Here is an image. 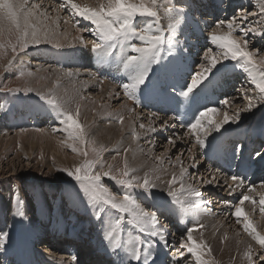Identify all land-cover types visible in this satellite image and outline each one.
Returning <instances> with one entry per match:
<instances>
[{"label":"rangeland","instance_id":"374dc122","mask_svg":"<svg viewBox=\"0 0 264 264\" xmlns=\"http://www.w3.org/2000/svg\"><path fill=\"white\" fill-rule=\"evenodd\" d=\"M36 1L37 0H34L33 2ZM29 2L32 1L29 0ZM45 2H43V0H39L40 4ZM56 2L61 3V0H56ZM174 2L178 6L180 4L189 5L192 9L191 15L194 14L196 18L194 19V22L190 21L187 26H184L182 33L177 36V39L181 41L179 42V45L177 46V49L173 53V55H166L161 65L154 66L153 74H151L150 76L152 85L149 86L140 95L139 102L134 104L131 100H129V102H131L130 104H134L133 114L135 115V117H141L139 118L136 125V130L138 131L143 130L139 127L141 123H143L144 125L149 123V121H147L148 118L145 116V114L152 108L153 101L159 100L162 97H166V99L180 97L177 93L184 85L190 83L191 76L194 72L200 71L197 65H199L200 63H204L205 65L207 64V62L203 61L202 59L204 51L206 49L211 48L214 52L221 51L220 49L216 48L215 45L211 44L209 39L210 32L213 30L215 22L218 20L227 21L233 15L239 16L238 9H240L241 7L248 10L250 8L249 11L253 10L254 6L257 3V0H221L220 6L223 8H220V10L214 8L215 6L212 7L211 5V9L207 10L208 5L206 4L207 9L204 11L202 8V6L204 7L205 5L203 0H174ZM247 3H249V6L247 5ZM53 4L56 7H58L59 5L56 3ZM230 5H232L233 8L229 7ZM56 7L51 6V9L49 10H52V8L54 9ZM225 8L227 10H225ZM63 10L64 12L60 10L62 13L49 11L50 15H54L53 18L59 21L58 28L60 29L58 30L56 28L55 33L56 30H58V33L60 35H65L64 31H66L67 29L70 32V37L68 38V40H71L74 38V36H78V34L76 35V28L78 27L75 26H82L79 28L92 27L90 25V22L85 21L86 24L89 25H83L80 22L84 21L82 18L79 17L80 21L77 22L78 17H71L67 9ZM66 19L69 21V23L67 24L64 23ZM248 19L249 21H256L257 17L250 16ZM161 23L162 25L166 26L167 22L165 20H162ZM237 23H240V21L238 20ZM217 31H222V34H227V25H221L220 29H218ZM237 31L238 33L234 32L236 33L234 36L236 39L240 40L241 44L243 43L244 39H250V43L248 46L249 49L251 50L253 48H259L262 50L260 53H258L257 58H259L260 55H264V39H261V37L258 36H252L251 34H249L248 37H245L242 33H239V30ZM81 35H83V37L87 41H91L92 39H94V37L91 36L90 32H82ZM79 44L80 43H78V45ZM80 45L76 48L70 47L73 48V50L67 49L68 47L56 48L54 47V44L49 43L32 45L25 51L20 52L15 57L12 65L8 66L6 71L0 69V232H7L9 234L8 242L5 245V248L3 250H0V264H14L15 256L18 258V260H24L19 262L18 264H40L44 263L42 256H44V254L46 253L45 257L48 258L46 260H49V258L51 257V254L49 253L52 252L54 255L59 254L61 257L68 256L67 259H70L75 257V255L68 254L69 243H73L75 244V246L79 244V247H76H78L77 249H81V251L83 252V257L80 260L82 264H91L92 254L96 255V253L94 252H97L99 254V251L105 248V245L102 244L103 241L101 240L102 235L100 227L94 220L91 210L81 202V199L79 198L75 190V182L72 181L65 172L61 171V169L73 168L76 165L80 164L83 157L73 153L70 148L61 143V141L65 140L66 133L62 131L53 133L51 131L53 127L59 129L63 126L58 123L55 112H53L47 105H45L36 94L37 92L47 93L49 90H54L59 97L67 98L71 93L79 92L80 95L84 97V99L80 101L81 107H83V110L80 109V122L88 128L89 133L94 138L96 136V131L101 127V124H104L102 126L106 127L107 124L102 122L103 120H107L106 116H103L101 118L98 115L99 118H97L94 115L92 124L90 126L88 122L85 121L89 120L87 117L89 113L92 112V105L97 103L98 105L96 106L98 111H101V107L108 105L107 102L100 103V99H98L100 88H105L104 91L107 90V86L104 87V83L112 88H116V90L118 89V93H121L122 91L118 87V85L122 81L117 82L115 80H117L116 76H125L123 71L118 69L115 63H101L97 59L95 54L91 52V44L87 45L85 48L84 45ZM79 52H83L84 56L86 55L87 58L84 57V59H81L78 56ZM8 55L9 57H11L10 50ZM36 61L39 62L41 66L33 65ZM224 62V60H221V63H219L217 66H220L219 68H223L224 65H228V68L224 71L216 72L212 75L211 81L208 84L209 86L207 85V87L204 88V90L212 88V97L210 96V98L207 100V106H205L203 110H200L201 112L207 108L216 109L220 122L223 121L225 113H227L229 116H232L240 110L239 108L241 106V109H243L244 106L248 105L249 101L245 99V96L254 97L255 95L251 91H242V89L251 87V85L246 81L243 84H240L238 82L232 83V81H228L229 84H226L223 76L229 79L233 75H235V72L238 73L243 71L238 67H234L235 62L233 61H230L229 63ZM0 64H7V60L0 61ZM84 67H90L89 73H80L78 77H76L78 75L76 74V76H67V78L64 75L63 71H60L62 69H70L74 72L76 68L83 69ZM21 70L32 71L33 75L31 77H26L25 79L27 80L28 84L30 83V81L35 79L32 85H28L32 87L34 91L25 94L23 91L9 92L5 90V86H7V88H23L25 86L24 79H16L17 74ZM57 78H59L58 87L56 86ZM109 79L112 80L109 82ZM81 80H85L86 85L81 84ZM235 90L238 92L237 94L233 93L235 92ZM194 91L197 92V90ZM213 95L215 96L213 97ZM193 96H196L198 99L199 97H207L209 95H205L204 93L199 92L197 95L190 94L191 99H193ZM117 98L121 99L118 100ZM113 99L118 100V102L114 103ZM113 99H111V103L109 102L112 105L109 106L110 108L108 107V111H106L105 113L106 115H109V113L111 115H115L116 109H119L120 105L126 103V99L122 93L119 94L118 97L115 96ZM225 99L229 101V103L226 105L222 103V101ZM68 107L74 109L75 105L69 104ZM23 108L27 109V111L25 112L30 114L28 115L29 117L25 116V118L24 116L22 117V115L17 117L19 114H21ZM41 110L44 111V114H46V119H44V121L40 120L43 113ZM241 113L243 114H240V119L238 122L232 123L230 121L231 125L229 126V128H225L226 124H224L221 128L220 132L222 131V129H225L223 131H225L226 133L223 132V137H226V139H221L222 137H219V139H216V141L218 140L217 142L214 139L213 144L215 143L214 146H216V144L219 143L222 147V150L224 151L229 150L226 149V145H230V150L232 149L231 153H233V151L237 149L239 141L242 142V140H245L246 137L248 138V136H252V140L257 139V144H253L252 147H250V151H248L247 153L249 155L247 160L250 164V169H248V174L246 176L237 171V168L240 165V162H237V159L232 163V167L228 169L229 171L222 168L227 172L219 173L218 170L214 168L215 165H212L214 164L212 160L204 161L205 156L208 154L205 148H203V151V149L197 147L198 151L201 154L203 152L202 155H200L199 152L196 153L195 151L191 152L190 154L188 152V149L192 148V150H194V147H192V139H182L181 133L185 131H182L181 133H179L178 131H174L172 130L171 125H165L162 123V121H159L158 125L154 126L158 131L156 136L159 137L157 138V146L154 150H152V145H148V143L144 140L135 141V144L138 142V144L141 146V150H143V153L145 154L144 157L152 165H161L162 168L176 170L180 166L179 162L176 160V156L180 155L184 166H187L189 168V174L191 175L193 182H195L198 177L207 179L210 176H216L218 180V183L213 182L210 185H200V189L203 193V196L199 198L202 201L201 206L207 214L210 213L212 214V216H214L211 219H215L212 220L215 221L214 224H210V222L208 224V222L206 223L205 220H201L200 222V219H198L197 222L199 223V225H203V227L195 226V221L191 220L192 218L190 216H188L189 218L185 216L182 222L178 221L177 217L181 216V214L178 210H174V206L169 207L165 204V201L170 199L166 195L164 196L163 194L154 191L153 197L142 199V203L145 206L159 210V220L163 218L166 213H172L170 218L166 222L167 225L164 224L162 226H159L164 232L168 243L167 246H165L163 243L160 244L158 242H155L153 252L156 255L155 264H185V260L188 261V264H194V261L191 259L190 255L185 250L179 249L181 238L183 237L186 239V234L190 228L197 229V232L194 231L192 234L195 240L203 241L211 247H214L212 246L213 244H209L212 234H214V236L221 241L224 239L222 237L223 234L233 235L238 238L239 244L241 246L242 242H245L246 240H248V246H253V243L249 241L252 239V237H250L243 231L242 225L236 223V218L234 216H231V213L232 211H234L233 206L238 203L242 194L251 195L252 198L256 201H259L260 196L264 194V189L259 187L262 180L254 181V178L256 177H253L254 175L252 176L253 170L251 169V167L255 165V161H253V158L257 155L255 153L258 152L262 147L263 149L260 153L264 151L263 130L259 131L258 129L259 121L264 119V104H260L258 107L252 109L251 111H243ZM128 114H132L131 110H126V115ZM197 115H199V113ZM210 115L211 113L209 114V116ZM209 116L207 117V119H210ZM54 118L57 122L55 121L54 124L49 125V120H53ZM21 119H25V122L27 120L29 121H27V123H20L22 121ZM207 119L205 123L207 122ZM151 120L156 121L157 119ZM164 125L167 128H165V130H160V128ZM242 125H244L243 128L240 127ZM151 126L153 127V125ZM180 126L181 123H176V127ZM37 129H41L42 131H37ZM143 132L144 135L145 133L151 134L147 130H144ZM186 133L183 138L186 137ZM213 133L217 136H219L220 134L219 132ZM252 133L254 135H252ZM128 134L130 138L133 137L132 132ZM165 134H168V136L164 137ZM170 137L174 138L175 141L181 140L185 142V145H169L168 139ZM21 139H27L25 144H23ZM96 142L98 145H104L99 143V141L97 140ZM30 144L33 145L29 146ZM245 144H247V140L245 141ZM104 146L108 149V151L104 152L103 154L105 164H112L114 169L122 168L125 158L123 150L124 146L122 147V144H119L118 142L116 143L115 147L112 146L111 148H108V146ZM127 146L132 148V146L130 145ZM118 148H121L122 150H119ZM185 151L186 153L184 156L183 153ZM161 153L165 154L163 163L156 161V159L154 160V158L159 156ZM226 153L228 154L229 152ZM236 155L238 156L237 150ZM188 156L195 157V160L193 161L192 157L185 160ZM56 157H58L59 160ZM113 157H115V159H113ZM61 158L69 159L72 161V163H60ZM128 162L129 164L135 165V162H130L129 160ZM188 162L189 166L187 165ZM193 162L196 165L195 167H191ZM145 164L148 165L147 162H145ZM176 165H178V167H176ZM152 168L155 169L154 167ZM138 172L139 171H137V173ZM225 173L228 175L226 177H223ZM235 174H240V176L243 177L245 187L237 188L235 192L230 193L228 184H231V181H228L229 183H226L225 179H227L228 176H232ZM157 176L159 177V179L156 180V183H164L162 178L166 177L161 174H157ZM259 177L263 179L264 175L260 174ZM104 182L108 186L112 187L113 190H116L114 181L105 179ZM208 185L211 190L206 191L205 187H207ZM248 186H255L256 191L253 193H248ZM233 187H235V185H233ZM17 195L19 196L20 200L23 201V208L26 213V218L23 219L15 216ZM225 201H227L228 203H224ZM250 204L252 203L246 201L244 205L247 207ZM253 206L259 209L258 204ZM46 208L49 209V214L47 215L49 219H51L50 222L46 216L39 217L45 212ZM254 210L255 209H250L251 212L255 213V216L250 213L251 216L249 214L250 217H248H256L250 220L255 225V227L257 226L256 228L258 232L264 233V220H260V217L262 215L260 214V211ZM38 217L39 221L33 223L30 229L26 230L27 237L25 238L30 241V243L32 242V246L35 248H38V246L44 244L48 246L50 245V249H41L42 251L40 250L39 254H32L33 252L31 251L24 254L23 259L21 256L17 255L19 253L18 249H11L13 247V242L18 243L16 238L14 240L12 239L15 236L13 232L23 230L22 228L26 227L25 223L29 222V220L35 221V219ZM217 225L220 232L218 229L214 231V228ZM89 229H92L91 234L90 232H88ZM213 231L216 233H214ZM57 232L60 234L51 236L53 233ZM75 235H80L82 238L73 237ZM25 238L21 234L18 235V240H23ZM83 238L85 240L81 244ZM9 239L12 240L10 241ZM54 240L55 242H52ZM66 240L68 242H66ZM90 241L92 243H90ZM82 245H84V247ZM97 247L100 250H98ZM59 248H64L66 250H64V252H61L59 251ZM252 249L253 259L254 261H256V264H264V261H259L256 259L258 256L264 254V251H262L261 249H256V247ZM55 250H57V252ZM181 251H184L183 258L179 255ZM106 255H108V259L104 258L106 257ZM100 256L101 257H99V262L97 264H113V259L111 258L112 255L104 253L100 254ZM3 257L7 259V262L4 261ZM207 258L211 261V264L238 263V261H236L234 257H230V260L232 259L231 261L229 260V258L226 259L224 257L223 246L221 244H218L216 246V250L212 251L210 257ZM94 263L95 262H93L92 264ZM242 264H248V262L242 261Z\"/></svg>","mask_w":264,"mask_h":264},{"label":"snow or ice","instance_id":"6c2138e0","mask_svg":"<svg viewBox=\"0 0 264 264\" xmlns=\"http://www.w3.org/2000/svg\"><path fill=\"white\" fill-rule=\"evenodd\" d=\"M63 9H67L71 17H80L90 22L92 27H78L77 31L90 32L94 39L87 41L82 35L74 39L85 47L90 43L91 52L101 63H115L118 69L123 71L125 79L118 87L123 96L134 104L139 102L140 95L152 85L150 76L153 74L154 66L161 65L166 55H173L179 45L177 36L190 21L194 22L191 7L185 4L178 6L174 0H104L98 7L81 6L74 0H61L53 11ZM238 12L239 16L233 15L227 21L215 22L209 39L211 44L221 51L214 52L211 48L206 49L202 59L207 64L197 65L200 71L194 72L190 83L184 85L177 94L184 99L189 98L195 89L209 79L214 69L220 72L228 68V65L217 68L221 60H230L235 62L234 67H238L246 74L248 83L251 85L250 88L242 89V91H251L255 95L254 97L245 96V99L249 101L248 105L232 116L225 113L222 122L207 119L210 113L217 111L214 108L199 112V115L195 116L193 122L187 126V134L192 138V147L205 148L208 137L213 132H220L223 125L230 121L238 122L242 111H251L260 104H264V55L257 58L262 50L259 48L250 50L248 47L250 39H244L241 44L233 36V33L239 30L245 37L251 34L264 39V0H257L251 11L241 7ZM250 16L257 17V20L249 21ZM162 20L167 22L166 26L162 25ZM238 20L240 23H237ZM64 23L67 24L69 21L66 19ZM225 24L228 28L227 34H217V30ZM58 27L59 21L54 19L48 10L42 9L40 3L30 4L29 0H0V61L7 60V64H0V69L6 71L15 57L32 45L49 43L54 44L56 48L62 47L59 41L53 40L56 34L55 29ZM9 50L11 57L8 55ZM60 71L68 77L75 75L70 69ZM32 75L31 70H21L16 79H24L25 86L23 88L5 86V90L23 91L25 94L33 92L34 89L28 86L25 79ZM36 94L55 112L58 123L63 126L59 129L53 128L51 131L66 133V138L61 143L70 148L73 153L83 157L80 164L73 168L61 169V171L75 182L77 195L91 210L94 220L100 227L106 250L110 255L117 257L113 264H155L153 255L155 242L159 241L167 246L168 241L159 227V210L145 206L142 199L153 197L154 189L158 187L156 180L159 177H154L148 172L143 176L137 175L138 170L131 167L127 160V152L131 150L130 148L124 150L125 158L122 168L114 169L112 164H105L103 154L108 149L104 145H98L88 128L80 122V101L84 97L79 92L74 97L67 98L59 97L54 90ZM115 95L118 97L119 93ZM222 103L226 105L229 101L225 99ZM69 104H74V109L68 107ZM152 116L156 114L152 113ZM117 122L123 125L124 116L118 115ZM139 127L145 129L146 126L141 123ZM37 131L42 130L37 129ZM147 131H156V128L151 126V119ZM132 138L138 140L139 136L134 132ZM168 144L174 145L175 139L170 137ZM191 151L192 149L189 148L190 154ZM257 155L260 154L257 153ZM164 156L165 154L161 153L155 159L163 163ZM192 159L194 161L195 157ZM176 160L180 165L179 173L173 174L167 182L166 196L170 199L166 200L165 204L169 207L174 206V210H178L181 215L193 211L199 212L202 204L199 198L203 196L200 185L218 183L217 177L210 176L207 179L198 177L193 182L189 168L184 166L180 155L176 156ZM195 166L193 162L191 167ZM105 179L114 181L116 190L108 186L104 182ZM227 181L232 182L228 184L230 193L235 192L237 188L245 187L244 179L238 175L228 176L225 182ZM176 185L179 187H175ZM259 187L264 189V181ZM255 191V186H248V193ZM246 201L253 205L258 204L260 214L264 216V194L260 196L259 201L254 200L251 195L242 194L231 213L236 218V223L242 225L243 231L264 249V235L257 231L245 213L243 205ZM15 216L21 219L26 218L23 201L18 195ZM196 230V228L188 230L186 239L181 238L179 249L185 250L194 264H211L207 258L211 254V248L205 242H198L193 238L192 234ZM8 236L7 232H0V250L5 248ZM179 255L183 258L184 251H181ZM243 257L248 264H256L251 246L246 248ZM256 259L264 261V254ZM185 264H188L187 260Z\"/></svg>","mask_w":264,"mask_h":264},{"label":"bare ground","instance_id":"6f19581e","mask_svg":"<svg viewBox=\"0 0 264 264\" xmlns=\"http://www.w3.org/2000/svg\"><path fill=\"white\" fill-rule=\"evenodd\" d=\"M32 2L34 1V0H31ZM46 1V2H45ZM204 1V3H205V5H204V7L202 6V8H203V11L204 10H206L207 8V10H210L211 9V6L212 7H214V8H217V9H219L220 10V8H223V7H221L220 6V1L221 0H203ZM209 1V2H208ZM231 1V0H230ZM32 2H30V3H32ZM43 2H45V3H42L41 4V8L42 9H46V10H48V12L50 11H53V8H52V10H49V9H51V6L53 7H56L53 3H56V4H60V3H58V2H56V0H43ZM74 2L75 3H77V4H79V5H81V6H87V7H98L99 6V4L100 3H102L103 2V0H78V1H76V0H74ZM227 2V1H226ZM243 2V1H242ZM35 3H39V0H37ZM212 3V4H211ZM208 6H207V5ZM186 5V4H185ZM211 5V6H210ZM247 5L249 6V3H247ZM206 6H207V8H206ZM226 7V6H225ZM227 7H228V5H227ZM229 7H231V8H233L232 7V5H230ZM57 8V7H56ZM224 10V9H223ZM225 10H227L226 8H225ZM249 10H250V8H249ZM63 12H64V10H62ZM191 11H192V9H191ZM56 13H62L61 11L59 12V11H55ZM199 12V11H198ZM52 16V15H51ZM52 17H54V15L52 16ZM192 17L195 19L196 17L194 16V14H192ZM198 19V18H197ZM206 19H208V18H206ZM78 21H80V18L78 17V20H77V22ZM83 25H89V24H86V22L85 21H80ZM198 22V21H197ZM208 22V21H207ZM226 25V24H225ZM187 26V25H186ZM242 26V25H241ZM75 27H82V26H80V25H77V26H75ZM65 28V27H64ZM58 30L60 29V28H57ZM77 29V28H76ZM58 30H56V34H55V36L53 37V40H55V41H59L63 46L62 47H60V48H67V49H72L73 50V48H76V47H79V45H78V43H79V41H77V40H75L74 38L73 39H71V40H68V38L70 37V32H69V30H67L66 29V31H64L65 33V35H60L59 33H58ZM77 31V30H76ZM222 32V31H221ZM221 32H218L217 31V34H220V35H223ZM58 33V34H57ZM76 33V32H75ZM236 33H238V31H236ZM236 33H233V36L236 34ZM240 33V32H239ZM81 35V32H78L77 31V33H76V35ZM83 36V35H82ZM74 37H76V36H74ZM234 38H235V36H234ZM238 40V39H237ZM181 41V40H180ZM179 41V42H180ZM239 42H240V40H238ZM68 43H70V44H68ZM67 44H68V46H67ZM69 45H74V46H69ZM88 45H90V44H88ZM53 46V45H52ZM81 46V45H80ZM70 47H73V48H70ZM83 47V46H82ZM84 48H85V46H84ZM75 52H76V50H75ZM62 53V52H61ZM197 53V52H196ZM35 54H37V53H35ZM42 54V53H41ZM58 55V54H57ZM78 56L81 58V59H84V57H86L87 58V56L85 55L84 56V54H83V52H79L78 53ZM77 56V57H78ZM177 61V60H176ZM230 62V60H227V61H225L224 63H229ZM83 63V62H82ZM33 65H37V66H41L40 65V63L39 62H34V64ZM220 66H217V68H219ZM90 68V67H89ZM88 67H84L83 69H80V68H76L75 70H74V72H75V75L74 76H76V74H78L76 77H78L79 76V74L80 73H89V71H90V69H89ZM157 71V70H156ZM94 73V72H93ZM214 73H216V70L214 69L213 70V73L209 76V79L208 80H206L205 82H203V84H201L200 85V87L198 88V89H195V90H197V92L196 91H194L192 94H195V95H197L199 92H202V93H204L205 95H209V96H207V97H199L198 99H197V97L195 96H193V99H191V97H189V98H187V99H184V98H182V97H177V98H169V99H166V97H162V98H160L159 100H155V101H153L152 103H153V106H152V108L145 114V116L148 118L147 119V121H150V119H157L156 121H152L151 120V125H153V127L155 126V125H158V122L159 121H162V123L163 124H165V125H171L172 126V130H174V131H178L179 133H181L182 131H185V132H183V133H181L182 134V139H188V140H191L192 138L190 137V135H188L187 133H186V131H187V126H188V124L189 123H191V122H193V120H194V117L195 116H197V114L200 112V110H203L204 109V107L205 106H207L206 104H207V100L210 98V96L212 97V88L211 89H205L204 90V88L205 87H207V85L210 83V81H211V77H212V75L214 74ZM234 73V72H233ZM114 74H115V72H114ZM238 74H240V75H238ZM103 75V74H102ZM66 76V75H65ZM219 76V75H218ZM67 77V76H66ZM114 77V76H113ZM117 78V80H115V79H113V80H115V81H117V82H123V80L125 79V77H123V76H121V77H118V76H116ZM68 78V77H67ZM110 78V77H109ZM223 78H224V80L226 81V84L228 85L229 83H228V81H232V83L233 82H235V83H240V84H243L245 81L248 83V81L246 80V75L243 73V72H235V75H233L231 78H225V76H223ZM155 79V78H154ZM112 79H109L108 81L110 82ZM35 81V79H33L32 81H30V83L28 84V85H32V83ZM36 81H38V80H36ZM82 81V83L81 84H83V85H86V81L85 80H81ZM80 84V85H81ZM105 84V85H104ZM103 85H104V87L105 86H107V90H105L104 91V89H102V88H100V92H99V96H98V99H100V103L102 102V103H108V105H105V106H103V107H101L102 109H101V111H98L97 110V106L96 105H98L97 103H95L94 105H92V112H90L89 113V115H88V119L89 120H86L85 122H88V124H89V126L92 124V121H93V118H94V115L97 117V118H99L98 117V115L102 118L103 116H106V119L107 120H103L102 122H104V123H106L107 125H106V127H104V126H102V125H104V124H101L100 126V128L96 131V136H95V138H96V140L97 141H99V143H101V144H104V145H106V146H108V148H111L112 146L113 147H115L116 146V143L118 142L119 144H122V147H123V150H125V149H129L130 147L129 146H127V145H130V146H132V148H130L131 150L130 151H128L127 152V160H129L130 162H135L134 164L135 165H133V164H129L131 167H133V168H136V169H138V175H140V176H143L146 172H148V173H150V174H152L154 177H158L157 176V174H161V175H163V176H165L166 178H162V180L164 181V183H157V185H158V187L156 188V189H154V191L155 192H157V193H160V194H163L164 196L166 195V189H167V182L171 179V176L173 175V174H178L179 173V168L178 169H176V170H173V169H168V168H162V166L161 165H159V166H155V165H152L150 162H148L147 161V159L144 157V151L143 150H141V146L138 144V142L135 144V141H142V140H144V141H146L147 143H148V145H152V150H154L155 149V147L157 146V143H156V141H158L157 140V138H159V137H157L156 135H157V133H158V131H157V129H156V131L155 132H150L151 134H146L145 133V135H144V130H147V127L148 126H146L145 127V129H143V130H140V131H138V130H136V125H137V123H138V120H139V118H141L140 116H137V117H135V115L133 114L134 112L132 111L133 110V108H134V104H130L131 102H129V100L128 99H126V103H124L123 105H120L119 106V109H116V111H115V115H106L105 113H106V111H108V107L109 106H111L112 104H110L111 103V99H113L116 95V93H118V89L116 90V88H112V87H110V86H108V85H106V83H104ZM73 86V85H72ZM114 86V85H113ZM183 86V85H182ZM209 86V85H208ZM217 86V85H216ZM82 87V86H81ZM86 87V86H85ZM77 89V88H76ZM169 90V89H168ZM74 91V90H73ZM76 91V90H75ZM98 91V90H97ZM104 91V92H103ZM77 93V92H76ZM76 93H71L70 94V96L69 97H74L75 96V94ZM122 93V92H121ZM121 93H119V94H121ZM233 93H238L236 90H235V92H233ZM159 94V93H158ZM164 94V93H163ZM154 95V94H153ZM156 95V94H155ZM215 95H213V97H214ZM174 97V96H173ZM142 98V97H141ZM159 98V97H158ZM97 99V100H98ZM118 99V98H117ZM121 99V98H120ZM120 99H118V100H120ZM97 100H96V102H97ZM118 100H114L113 99V101H114V103L115 102H118ZM110 102V103H109ZM120 102V101H119ZM110 104V105H109ZM212 104H214V103H212ZM148 105V104H147ZM162 106H164V107H162ZM246 106H244V108H245ZM110 108V107H109ZM126 108V109H125ZM143 108V107H142ZM242 108V106L239 108V109H241ZM81 109L83 110V107H81ZM144 109V108H143ZM30 110H32V109H30ZM126 110H131V115H126ZM256 110V109H255ZM25 111H27V109L25 108H23L22 109V112H21V114H19L17 117H19L20 115H22V117L24 116H28V115H30V114H28V113H26ZM42 111V110H41ZM221 111V110H220ZM43 113H42V117H41V121H44V119H46V114H44V111H42ZM243 112V111H242ZM103 113V114H102ZM152 113H155L156 114V116H152ZM33 114V113H32ZM105 114V115H104ZM241 114H243V113H241ZM52 115V114H51ZM118 115H122V116H124V123H123V125H121V124H119L118 122H117V118H118ZM25 117V118H26ZM29 117V116H28ZM210 117V119L211 120H213V121H216V122H220V120H219V118H218V112L216 111L215 113H211V115L209 116ZM22 121H25V119H21ZM55 118L53 119V120H49V125H52V124H54L55 123ZM146 121V122H147ZM57 122V121H56ZM166 122V123H165ZM43 123V122H42ZM140 123V122H139ZM176 123H181V126L180 127H176ZM174 124V125H173ZM118 125H120V126H118ZM145 125H149V123H147V124H145ZM162 126L161 128H160V130L162 129V130H165V128H167L166 126ZM231 125V123L229 122L228 124H226V126H225V128L227 127V128H229V126ZM233 126V125H232ZM236 127V126H235ZM241 128H243L244 127V125H242V126H240ZM14 128V127H13ZM54 128V127H53ZM56 128V127H55ZM103 128V129H102ZM158 128V127H157ZM169 128H170V126H169ZM226 128V129H227ZM258 129H259V131H262L263 130V137H264V119L263 120H261V121H259V123H258ZM159 130V129H158ZM159 130V131H160ZM223 130H225V129H222V131L221 132H219L220 134H219V136H217L216 134H214L213 133V135H211V136H209V138H208V142H207V146L205 147V149H206V151L208 152V154L205 156V160L204 161H207V160H212L213 162H214V164H212V165H215V169H217L218 170V172L219 173H224V172H227V171H229L228 169H230L231 167H232V163L237 159V162H240V165H239V167L237 168V171L238 172H240L242 175L244 174L245 176L248 174V169H250V167L248 166V165H250L249 164V162H248V151H250V147H252V145L253 144H257V139H254V140H252V136H248V138L246 137V139L245 140H242V142H240L239 141V145H237V152H238V156L236 155V150L235 151H233V153H231L232 152V149L230 150V145H226V149H229V150H227V151H224V150H222V147L220 146V144L219 143H217L216 144V146H214V144H213V141H214V139H215V141H216V139H219V137H222L221 139H226V137H223V132L224 133H226L225 131H223ZM255 130V129H254ZM174 131H172V132H174ZM251 131V130H250ZM256 131V130H255ZM124 132H125V135H124ZM132 132V134L135 132L138 136H139V139L138 140H133V138H130L129 137V134L128 133H131ZM164 132V131H163ZM170 132V131H169ZM185 133H186V137H184L183 138V136H185ZM256 134V133H255ZM16 135V134H15ZM252 135H254L253 133H252ZM154 136H155V138H154ZM165 136H168V134H165L164 135V137ZM179 136V135H178ZM57 137V136H56ZM151 137V138H150ZM44 138V137H43ZM150 138V139H149ZM229 139H231V138H229ZM243 139V138H242ZM22 140V139H21ZM61 140V139H60ZM162 140H164V139H162ZM162 140H161V142H162ZM247 140V144H245V141ZM27 141V139H23L22 140V142H23V144H25V142ZM49 141V140H48ZM125 141V142H124ZM218 141V140H217ZM216 141V142H217ZM126 143H127V145H126ZM175 144H177V145H185V142H183V141H181V140H179V141H175ZM187 144V143H186ZM33 144H30L29 146H32ZM118 145V144H117ZM240 145H241V147H240ZM264 145V144H263ZM144 147H147V146H144ZM217 147V148H216ZM119 150H122L121 148H118ZM192 149V148H191ZM263 149V147L258 151V152H256L255 154H257V153H259L260 155L258 156V155H256L254 158H253V161H255V165H253L252 167H251V169L253 170L252 171V176L253 177H256V178H254V181L256 180V181H259V180H262V181H264V178L263 179H261L259 176H260V174H263L264 175V151L262 152V153H260L261 152V150ZM135 151V152H134ZM193 151H195L196 153L197 152H199L198 151V149H197V147H194V150H192L191 152H193ZM203 151H204V149H203ZM49 152V151H48ZM54 152V151H53ZM152 152V151H151ZM226 152H229L228 154L226 153ZM183 153V152H182ZM185 153H186V151L183 153V155L185 156ZM154 154V153H153ZM199 154L200 155H202L203 154V152H202V154L199 152ZM183 156V157H184ZM192 156H188L185 160H187V159H190ZM221 157H223V158H221ZM57 159H58V157H56ZM170 158V157H169ZM204 159V158H203ZM225 159V160H224ZM59 160V159H58ZM151 160V159H150ZM154 160H155V158H154ZM64 163V164H66V163H72V161L71 160H69V159H62L61 158V160H60V163ZM73 162H75V161H73ZM145 162H147V164L148 165H146L145 164ZM153 163V162H152ZM138 165V166H137ZM187 165L189 166V162L187 163ZM147 166H151V167H147ZM152 167H154L155 169H153ZM176 167H178V165H176ZM187 167V166H186ZM227 169V171H225V170H223V169ZM153 170H155V171H153ZM165 172V173H164ZM215 175V174H214ZM228 174H224L223 175V177H226ZM235 175H238V176H240V174H235ZM223 177H221V178H223ZM241 178H243L242 176H240ZM226 180V179H225ZM228 182V181H227ZM229 183V182H228ZM232 183V182H231ZM210 185V184H209ZM209 185L207 186V187H205L206 188V191H208V190H211V188L209 187ZM175 187H179V185H176ZM260 192V191H259ZM167 198V197H166ZM14 207V206H13ZM244 207V209H245V213L249 216V214L250 213H252V215H254L255 216V213L254 212H251L250 211V209L252 210V209H255L254 211H259V209H257V208H255V206H253V204H250V205H248L247 207L244 205L243 206ZM29 208H30V206H29ZM48 210V211H47ZM16 211V210H15ZM49 212V209L48 208H46V210H45V212L43 213V214H41L39 217H43V216H46L47 217V219L49 220V222H50V220L51 219H49V217H48V215L47 214H49L48 213ZM171 214L172 213H170L169 212V214H167L166 213V215L165 216H163V218H161L160 219V225L159 226H162V225H164V224H166V222L168 221V219L170 218V216H171ZM168 216V217H167ZM185 216H190L192 219L191 220H194L195 221V226H199V223L197 222V220L198 219H200V222H201V220L202 221H204L205 220V222L207 223L208 222V224H209V222H210V224H214V222L215 221H212V220H215V219H211V218H213L214 216H212V214H207L205 211H204V209L202 208V206H201V211H199V212H196V211H193V212H190V213H188V214H185V215H181V216H178L177 217V219H178V221H180V222H182L183 221V219H184V217ZM228 216H230V215H228ZM232 216V215H231ZM250 216H251V214H250ZM249 216V217H250ZM39 217L38 218H36L35 219V221H33V220H29V222H27V223H25V226L26 227H23L22 229L23 230H19V231H16V232H13L14 234H15V236L12 238L13 240L16 238L17 239V242L18 243H15V242H13L12 243V248L11 249H18L19 250V253L17 254L18 256H21L22 258H23V255L24 254H26V253H29V252H33L32 254H39L40 253V250L41 249H50V245L48 246V245H44V244H42L41 246H38V248H35V247H33L32 246V242L30 243V241H28L25 237H27L26 236V230H29L30 229V227L33 225V223H35L36 221H39ZM189 218V217H188ZM228 218V217H227ZM230 218V217H229ZM254 218H256V217H254ZM254 218H249V219H254ZM233 219H234V217H233ZM260 220L261 221H263L264 220V218H263V216H261L260 217ZM257 223V222H256ZM167 225V224H166ZM165 225V226H166ZM39 227V226H38ZM215 227V226H214ZM213 227V228H214ZM257 227V226H256ZM219 230V227H218V225L214 228V231L215 230ZM99 230V229H98ZM210 230V229H209ZM92 231V229L90 230H88V232H90V234L92 233L91 232ZM213 231V232H214ZM258 231V230H257ZM29 232V231H28ZM99 232V231H98ZM197 232V231H196ZM219 232H220V230H219ZM219 232H217V233H219ZM214 233H216V232H214ZM260 233V232H259ZM22 235L25 239H23V240H18V235ZM57 234H60V233H53L51 236H53V235H57ZM86 234V233H85ZM98 234V233H97ZM261 235H264V233H260ZM102 235V234H101ZM248 235V234H247ZM73 237H79V238H82L80 235H78V236H73ZM93 237H94V235H93ZM224 239L221 241V240H219L217 237H215L214 236V234H212L211 235V241L209 242V244H213L212 246H214V247H211V246H209L210 248H211V254H212V251H215L216 250V246L218 245V244H221L222 246H223V254H224V257L227 259V258H229V260H230V257H234L235 258V260L236 261H238V263L237 264H242V261L243 262H245V261H247L246 259H244V257H243V253L245 252V250H246V248L248 247V240H246L245 242H242V246L239 244V241H238V238L237 237H235V236H233V235H229V234H223V236H222ZM225 237H227L226 239H225ZM84 238H87V237H84ZM83 238V240L81 241V244H82V242L85 240ZM101 238H102V236H101ZM12 239H9L10 241L12 240ZM245 239V238H244ZM56 240V239H55ZM55 240L54 241H52V242H55ZM102 241H103V239H101ZM251 243H253V246H251V248H254V247H256V249H261L262 251H264V249H262L261 248V246L258 244V243H256V241H254L253 239H251V240H249ZM66 242H68L67 240H66ZM156 242H158V243H160L159 241H156ZM199 242V241H198ZM247 242V243H246ZM90 243H92L91 241H90ZM80 244V245H81ZM102 244L103 245H105V242L103 241L102 242ZM161 244V243H160ZM79 244H77L76 246H78ZM46 246H48V247H46ZM75 246V244H73V243H69V248H68V254H72V255H75V257H73V258H70V259H67V257L68 256H64V257H61L59 254H57V255H54L53 254V252L52 253H49V254H51V257L49 258V260H46V259H48V258H46L45 257V255H46V253L44 254V256H42L43 258V260H44V263H40V264H82V262L80 261L81 260V258L83 257L82 255H83V252L81 251V249H77L78 247H76ZM83 247H84V245H82ZM37 247V246H36ZM174 248V247H173ZM97 249H98V247H97ZM64 250H66V249H64V248H59V251H61V252H64ZM98 250H100V249H98ZM42 251V250H41ZM47 251H49V250H47ZM56 252H57V250H55ZM93 251V250H92ZM94 251H96V250H94ZM6 252V251H5ZM66 253V252H65ZM93 253V252H92ZM94 253H96V255L95 254H92V260H91V264L93 263V262H95L94 264H97L99 261H98V259H99V257H101L100 256V254H109L108 253V251L106 250V245H105V248L104 249H101L100 251H99V254L97 253V252H94ZM8 254V253H7ZM31 254V255H32ZM3 255H5V254H3ZM2 255V256H3ZM153 255H154V257H156V255L153 253ZM27 256H29V255H27ZM33 256V255H32ZM107 256L108 255H106V257H104L105 259H108L107 258ZM210 257V256H209ZM222 257V256H221ZM94 258H95V260H94ZM111 258L113 259V262L115 261V260H117V257H115V256H111ZM3 259H4V261L5 262H7V259H5V257H3ZM2 259V260H3ZM24 259V258H23ZM221 259V258H220ZM159 260V259H158ZM225 260V259H224ZM232 260V259H231ZM230 260V261H231ZM21 261H24V260H22V259H20V260H18V258L15 256V263L16 264H18L19 262H21ZM103 261V260H102ZM222 261V260H221ZM112 262V261H111ZM223 262V261H222ZM12 263V262H11ZM14 263V264H15ZM224 263V262H223ZM10 264V263H9ZM25 264H27V263H25ZM233 264H235V263H233Z\"/></svg>","mask_w":264,"mask_h":264},{"label":"crops","instance_id":"0c3cea01","mask_svg":"<svg viewBox=\"0 0 264 264\" xmlns=\"http://www.w3.org/2000/svg\"><path fill=\"white\" fill-rule=\"evenodd\" d=\"M27 121H29V120H27ZM27 121L25 122V121H21L20 123H27Z\"/></svg>","mask_w":264,"mask_h":264}]
</instances>
